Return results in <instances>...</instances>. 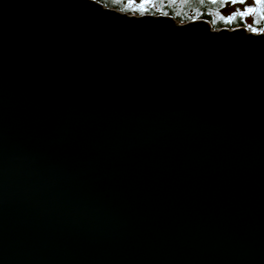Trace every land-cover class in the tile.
I'll list each match as a JSON object with an SVG mask.
<instances>
[{
    "label": "water",
    "instance_id": "water-1",
    "mask_svg": "<svg viewBox=\"0 0 264 264\" xmlns=\"http://www.w3.org/2000/svg\"><path fill=\"white\" fill-rule=\"evenodd\" d=\"M0 264H264V31L0 0Z\"/></svg>",
    "mask_w": 264,
    "mask_h": 264
},
{
    "label": "trees",
    "instance_id": "trees-1",
    "mask_svg": "<svg viewBox=\"0 0 264 264\" xmlns=\"http://www.w3.org/2000/svg\"><path fill=\"white\" fill-rule=\"evenodd\" d=\"M96 1L128 14L168 15L180 23L204 20L214 29L245 27L254 32L264 31V0Z\"/></svg>",
    "mask_w": 264,
    "mask_h": 264
},
{
    "label": "rangeland",
    "instance_id": "rangeland-1",
    "mask_svg": "<svg viewBox=\"0 0 264 264\" xmlns=\"http://www.w3.org/2000/svg\"><path fill=\"white\" fill-rule=\"evenodd\" d=\"M247 22H249L250 21V19L249 18H247V20H246ZM246 30H249V29H247V28H245Z\"/></svg>",
    "mask_w": 264,
    "mask_h": 264
}]
</instances>
